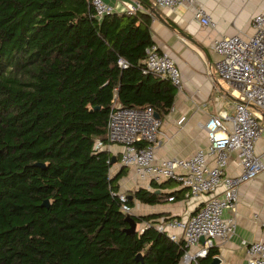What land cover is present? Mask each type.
Instances as JSON below:
<instances>
[{
	"label": "trees",
	"instance_id": "1",
	"mask_svg": "<svg viewBox=\"0 0 264 264\" xmlns=\"http://www.w3.org/2000/svg\"><path fill=\"white\" fill-rule=\"evenodd\" d=\"M151 25V13L100 19L92 0H0V264L180 263L182 245L152 226L175 218L132 214L131 234L123 206L185 190L123 191L131 170L114 171L105 148L113 102L160 119L174 105L176 88L146 66Z\"/></svg>",
	"mask_w": 264,
	"mask_h": 264
},
{
	"label": "built area",
	"instance_id": "2",
	"mask_svg": "<svg viewBox=\"0 0 264 264\" xmlns=\"http://www.w3.org/2000/svg\"><path fill=\"white\" fill-rule=\"evenodd\" d=\"M149 1L154 8L174 9L189 4L195 10L194 20L203 28L213 30L217 26L198 0ZM92 5L100 19L116 12L114 6L104 0H92ZM125 13L133 16L149 13V10L141 0H134ZM252 27L254 33L246 39L235 35L214 40L212 48L218 56L215 66L219 78L234 88L239 101L234 106L233 116L221 113L207 122L205 129L209 145L193 156L157 158L162 120L156 117L152 107L124 108L113 102L109 114V145L105 148L110 150L112 145L122 148L117 169L129 168L137 188L152 190V183L172 182L186 190L185 199L203 201L188 219L152 224L171 241L182 245L184 255L179 264H199L216 241L226 242L232 238L236 229L235 218H226L225 214L236 210L241 186L264 173V162L255 152L256 144L264 135V14L252 19ZM119 64L126 67L123 60ZM146 66L149 72L169 80L176 89H183L177 63L157 44L146 49ZM184 121L182 118L178 125ZM99 148L104 149L101 144ZM232 153L237 154L242 168L237 176L226 174ZM121 200L126 202L123 193ZM123 211L127 216L134 214V210L126 205ZM202 238L205 242L201 245ZM246 264H264V240L247 244Z\"/></svg>",
	"mask_w": 264,
	"mask_h": 264
},
{
	"label": "crops",
	"instance_id": "3",
	"mask_svg": "<svg viewBox=\"0 0 264 264\" xmlns=\"http://www.w3.org/2000/svg\"><path fill=\"white\" fill-rule=\"evenodd\" d=\"M113 5L117 13H125L134 0H104ZM209 16L217 24L216 28H203L194 20V7L182 4L174 9L154 8L152 33L155 44L177 63L184 82L182 90L176 89L173 111L162 120L160 146L156 156L159 160L169 158H189L199 149L209 145L205 126L207 122L221 113L234 114V106L239 101L238 94L227 82L219 78L216 70L218 56L213 50L214 40L241 35L245 39L252 36V19L264 14V0H198ZM184 118L182 125L178 122ZM119 146L111 152L118 153ZM256 154L264 162V135L255 148ZM242 172L238 156L232 153L226 174L237 176ZM131 175L122 182V188L137 189ZM171 183V182H170ZM172 185H177L173 184ZM153 190V189H152ZM170 190H184L178 185ZM186 194V190H185ZM197 198L180 199L177 202L160 204L154 207L137 204L139 213L163 214V218L188 219L202 205ZM138 215V214H136ZM226 218L233 217L236 222L235 234L226 242L216 241L221 264H246V246L254 241L264 240V173L243 184L239 192V203L235 211H227ZM203 243L201 242V245Z\"/></svg>",
	"mask_w": 264,
	"mask_h": 264
},
{
	"label": "water",
	"instance_id": "4",
	"mask_svg": "<svg viewBox=\"0 0 264 264\" xmlns=\"http://www.w3.org/2000/svg\"><path fill=\"white\" fill-rule=\"evenodd\" d=\"M148 8L151 10V12H153L155 15H157V12L155 11V9H153V7L149 6ZM156 117L159 119V116H158V115H156ZM263 117H264V116H263ZM112 163H113V165H117V164H118V163H117V159L114 158V160H113ZM122 167H125V166H122ZM122 167H120V168H122ZM44 206H48V202H45ZM126 220H127L128 223L130 224V228L127 230V232H128V233H131V234L137 232V224L135 223L134 218H133L131 215H128V216L126 217ZM201 242L204 243V242H205V239L202 238V239H201ZM139 257H140V256H139ZM139 257H138V258H139ZM206 258H207V257L202 258V259H206ZM221 263H222V261H221V259H220L219 257H214V258L212 259V261H211L210 264H221Z\"/></svg>",
	"mask_w": 264,
	"mask_h": 264
},
{
	"label": "rangeland",
	"instance_id": "5",
	"mask_svg": "<svg viewBox=\"0 0 264 264\" xmlns=\"http://www.w3.org/2000/svg\"><path fill=\"white\" fill-rule=\"evenodd\" d=\"M112 146H113L114 150H117V149L119 148L118 145H112ZM113 154H114V155H117L118 153L113 152ZM116 169H117V165L113 168V170L116 171ZM172 186H173V188H175L177 185H172ZM123 191L126 192L125 189H123ZM125 192H124V193H125ZM133 212H134V214H138V215H145V214H146L144 210H143L144 213H139V212H138V209H135V211H133ZM142 227H143V225L139 226V227H138V230H140Z\"/></svg>",
	"mask_w": 264,
	"mask_h": 264
}]
</instances>
